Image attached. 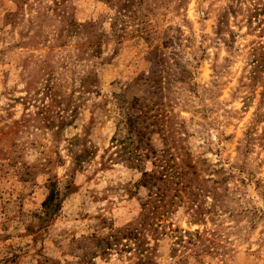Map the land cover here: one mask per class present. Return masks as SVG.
<instances>
[{
    "label": "rangeland",
    "instance_id": "374dc122",
    "mask_svg": "<svg viewBox=\"0 0 264 264\" xmlns=\"http://www.w3.org/2000/svg\"><path fill=\"white\" fill-rule=\"evenodd\" d=\"M0 264H264V0H0Z\"/></svg>",
    "mask_w": 264,
    "mask_h": 264
},
{
    "label": "trees",
    "instance_id": "16d2710c",
    "mask_svg": "<svg viewBox=\"0 0 264 264\" xmlns=\"http://www.w3.org/2000/svg\"><path fill=\"white\" fill-rule=\"evenodd\" d=\"M137 135H139L138 139L142 138V132L137 129ZM147 148L150 150L148 153H153L154 149L151 147V145L147 144ZM159 161H163L162 158L158 159ZM165 165H161V171L153 172V171H143L141 173V177L139 182L144 184L147 187H154L156 191H153V193L158 197L157 199H162L165 195V187L167 186V182L164 178L171 179L174 175L170 173H166L164 169ZM166 170V169H165ZM163 186V187H161ZM53 199V193L51 192L49 196L45 199L43 204L45 206H48L49 203Z\"/></svg>",
    "mask_w": 264,
    "mask_h": 264
}]
</instances>
